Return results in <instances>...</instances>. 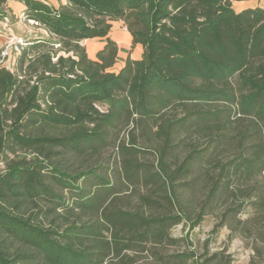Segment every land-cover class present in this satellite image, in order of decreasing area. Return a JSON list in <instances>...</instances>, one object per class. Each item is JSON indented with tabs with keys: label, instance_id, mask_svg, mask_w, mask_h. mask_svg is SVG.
<instances>
[{
	"label": "trees",
	"instance_id": "1",
	"mask_svg": "<svg viewBox=\"0 0 264 264\" xmlns=\"http://www.w3.org/2000/svg\"><path fill=\"white\" fill-rule=\"evenodd\" d=\"M11 1L45 36L0 48V264H195L171 231L209 216L264 262V7Z\"/></svg>",
	"mask_w": 264,
	"mask_h": 264
},
{
	"label": "rangeland",
	"instance_id": "2",
	"mask_svg": "<svg viewBox=\"0 0 264 264\" xmlns=\"http://www.w3.org/2000/svg\"><path fill=\"white\" fill-rule=\"evenodd\" d=\"M48 1L56 6L58 5V0ZM61 1L65 2V0ZM233 7L236 9L264 7V0H234ZM8 9L10 18L2 22L0 21V45L6 47L5 53L8 54L9 57L5 65L13 68L18 54L17 47L20 49V47L25 45L26 41L45 36V33L39 29L36 24L27 22L23 16H21V19H15L10 11L11 9L16 11L17 8L10 6ZM112 37L117 41L120 48V61L117 68L121 66V62H123L129 54L134 58H139L141 56V47L132 46L131 36L128 31L124 30L121 23L114 24ZM100 42L99 40L84 42L90 58H96V53L99 48L103 46L99 44ZM1 168L2 166L0 165V169ZM249 213L250 211L247 210V212L243 214V218H246ZM216 223V218L209 216L195 229L185 226L184 224L175 226L171 231V235L173 238L182 239L183 248L188 247L190 252L193 253V259L197 264H210L208 259L216 253H223V255L218 257V260L230 255L233 260L232 264H264L263 261L257 258L254 259L255 252L248 242L241 238L230 239V233L227 228H223L218 233L213 234ZM190 243H192V245H190ZM179 249L178 246L169 247L167 253H182L183 251ZM137 264H153V261L151 258L139 257Z\"/></svg>",
	"mask_w": 264,
	"mask_h": 264
},
{
	"label": "crops",
	"instance_id": "3",
	"mask_svg": "<svg viewBox=\"0 0 264 264\" xmlns=\"http://www.w3.org/2000/svg\"><path fill=\"white\" fill-rule=\"evenodd\" d=\"M10 6H13V7H15V8H17V10L16 11H13V9H11V11H10V13L12 14V16H14V18L15 19H21V16L23 15V12H24V9H25V7H24V5L23 4H21L20 2H17V1H11V2H9V4H8V8L10 7ZM234 9L237 11V12H239V11H241L242 9H244V8H239V9H236L235 7H234ZM19 14V15H18ZM10 18V15H9V11H8V18H6L7 20ZM124 30H126V28H124ZM127 31V30H126ZM101 46L103 45V43L102 42H100L99 43ZM100 46V47H101ZM2 46L0 45V48H1ZM21 48V47H20ZM100 49V48H99ZM17 51H18V53H19V51H20V49L17 47ZM134 58V57H133ZM121 63H123V62H121ZM122 65V64H121Z\"/></svg>",
	"mask_w": 264,
	"mask_h": 264
},
{
	"label": "built area",
	"instance_id": "4",
	"mask_svg": "<svg viewBox=\"0 0 264 264\" xmlns=\"http://www.w3.org/2000/svg\"><path fill=\"white\" fill-rule=\"evenodd\" d=\"M23 17H24V15H22ZM263 176H264V174H263Z\"/></svg>",
	"mask_w": 264,
	"mask_h": 264
}]
</instances>
